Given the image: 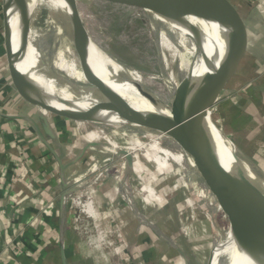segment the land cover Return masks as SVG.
Here are the masks:
<instances>
[{"label": "rangeland", "instance_id": "rangeland-1", "mask_svg": "<svg viewBox=\"0 0 264 264\" xmlns=\"http://www.w3.org/2000/svg\"><path fill=\"white\" fill-rule=\"evenodd\" d=\"M0 1V69H3L7 77H11L5 42H2L4 26L2 0ZM78 7L88 32L95 37L98 45L119 66L139 73L143 79L144 89L160 97L166 108H171L176 94L170 91L165 77L173 76V73L164 68L160 55L158 28L150 13L158 14L157 10L131 9L102 0H78ZM242 17L249 39L251 30L245 17L243 15ZM43 23L44 20L34 23V31L44 30L40 33L42 38H38L34 33L32 36V43L39 49L37 68H40L45 76L41 80L39 92L41 93L46 86L55 95L66 98V95L54 87L53 76L45 69V64L56 56L61 47H69L72 52L75 50L71 39L67 37L71 30L70 25L65 23L66 36L63 35L61 40L54 44L53 35L56 28H49ZM193 27L194 24L189 22L188 31L185 32L186 57L191 70L198 47L197 33ZM44 47H48L45 54L42 53ZM184 52L185 49L182 53ZM245 52L246 54L241 56V62L236 67L230 68L229 76L208 111L216 129L229 140L232 138L227 133L226 121L223 117L225 104L230 100L238 99L240 94L250 84H253L254 80L264 74L253 71V76L249 74L251 75L250 81L240 82V76L244 73L240 64L249 56L255 58V52H252L249 42ZM238 57L240 56H237L236 60ZM175 63L177 77L182 80L185 74L179 70L182 65L181 57H178ZM63 85L67 86L73 98H82L91 94L101 99L100 93L94 91L89 84L65 80ZM44 110L48 113L47 117L54 116L46 109ZM100 120L86 121L89 123L87 129L80 131L83 135L79 143L81 145L74 141L75 151H77L73 150L74 153L70 155L74 159L73 167L75 166L76 171L72 174V182L61 200L63 202L65 198L64 205L68 209L73 231L79 229L80 225L91 229L88 232L93 239H99L97 252L103 258V264H158V258H161L163 262L161 264H210L212 254L213 264H215V249L219 246L217 238L219 235L225 238L230 221L220 212L215 201L203 197L188 185L190 173L197 178L201 187L204 183L194 159L184 154L179 165L175 159L167 157L166 152L161 148L169 149L173 153L179 152L180 148L174 140L154 139L138 127L126 124L120 118ZM73 123L74 126L77 125L76 121ZM105 123L114 125L110 126ZM91 129H104L106 138L119 144L120 153L104 151L99 142H90L87 131ZM125 130L131 132L130 135H126ZM141 144L143 146L139 147ZM122 151H127L132 155L131 162L124 154H121ZM238 151L249 171L256 172L258 181L256 179L255 183L258 189L259 186L263 187L264 175L259 165L250 160L239 146ZM96 196L102 197V201L105 196L107 197L106 202L103 201L100 208L101 215L104 216L102 221L99 220L100 216L93 203ZM130 224L134 227L131 235L127 231ZM137 233L139 236L135 238ZM144 239L151 241V245L156 243V249L151 247V251L156 250V252L149 251L147 254L154 261L144 257L142 252ZM72 242L75 243L73 240ZM95 242L93 241L92 245H95ZM73 243L74 250L77 252L78 248ZM90 251L91 248L88 247L87 253Z\"/></svg>", "mask_w": 264, "mask_h": 264}, {"label": "crops", "instance_id": "crops-1", "mask_svg": "<svg viewBox=\"0 0 264 264\" xmlns=\"http://www.w3.org/2000/svg\"><path fill=\"white\" fill-rule=\"evenodd\" d=\"M230 1L245 17L251 30L248 42L252 52H255V58L249 56L240 64L244 73L239 80L246 83L250 81L253 71L264 73V0ZM186 18L187 24L192 22L189 21L188 14ZM223 34L222 29L224 56ZM2 42H5L4 38ZM2 70L0 69V264H103V258L97 252L99 239H93L89 233L91 229L86 226L80 225L79 229L73 231L68 209L61 200L76 171L75 166L73 167L74 159L70 155L75 151L74 141L79 144L83 139L80 133L82 128L78 124L74 126L73 121L67 118L57 115L50 118L42 114L38 107L22 98L11 77H7ZM252 83L238 99L225 104L223 117L227 133L233 139L231 140L238 144L250 160L259 165L264 175V74ZM40 85L29 84L31 92L37 94ZM106 200L105 196L103 201ZM103 201L102 197L97 196L93 200L100 221L104 220L100 210ZM95 228L97 229L96 224ZM127 231L131 235L134 227L128 225ZM137 236L139 233L135 238ZM93 241H96L95 245H92ZM72 243L77 246V252ZM142 243L144 257L154 261L147 254L149 251L156 252L151 251V247L156 249V243L151 245V241L145 239ZM88 247L91 251L87 253ZM157 262L163 263L161 258Z\"/></svg>", "mask_w": 264, "mask_h": 264}, {"label": "water", "instance_id": "water-1", "mask_svg": "<svg viewBox=\"0 0 264 264\" xmlns=\"http://www.w3.org/2000/svg\"><path fill=\"white\" fill-rule=\"evenodd\" d=\"M65 1L71 9L75 50L82 68L94 82L89 85L100 95L99 90H102L107 95L106 100L98 99L88 112L75 111L72 109L74 104L82 102V98L67 101L58 97L60 104L68 107L61 109L44 99V94L29 91L28 78L18 67L23 57V49L22 47L18 50L14 49V32L10 20L15 0H2L7 62L12 82L18 93L28 103L76 122L101 121L95 114L106 111L129 124L173 130L188 155L194 159L202 178L227 215L237 242L242 247L264 256V198L249 179L244 164L238 156H234L236 163L230 170L224 167L209 130L205 129L204 121L200 120L208 116L209 108L229 76L230 68L236 67L242 60L241 56L246 54L247 29L237 7L230 0H106L119 5L162 12L209 11L213 14L210 20L218 23L224 30L225 54L222 60L216 65L215 62L220 54L218 48L214 49L212 55H208L205 50L202 51L203 63L210 71L201 77L195 76L193 71L186 75L172 102V115L168 116L159 112H142L118 104L115 89L94 71L90 63L88 30L80 14L77 0ZM27 14L29 15V11H26L25 15ZM237 56H240L238 61ZM135 86L147 100L156 103L154 94L145 90L139 83H135ZM121 154H124L129 162L132 161V155L127 151H122ZM211 264H213V254Z\"/></svg>", "mask_w": 264, "mask_h": 264}, {"label": "bare ground", "instance_id": "bare-ground-1", "mask_svg": "<svg viewBox=\"0 0 264 264\" xmlns=\"http://www.w3.org/2000/svg\"><path fill=\"white\" fill-rule=\"evenodd\" d=\"M26 11H29V15H25ZM157 12L158 14H153L152 12L150 13L155 19V23L159 32L160 55L164 64V68L173 73V76L169 75L165 77V82L169 86L170 91H173L175 92V94H177L183 80L189 72L193 71L195 76L201 77L205 73L210 71L208 66L203 63L202 51L205 50L208 55H212L214 49L218 48L220 54L215 63L216 65L220 63L223 56L221 38L222 27H220L218 23L210 20L213 14L209 11L198 10L162 12L157 10ZM43 14H45V16H43ZM185 14H188L190 16V20L194 24L193 30L196 31L198 37V47L194 55L192 65V69L194 66L193 70L190 69L186 57L187 51L185 32L188 31V24L185 18ZM40 20H44V23L49 28H56L53 35L54 44L59 42L62 36L65 35V23L67 25H70L71 30L68 32L69 35H67V37L71 39V42L74 45L71 9L65 0H15L13 8L11 10L10 20L14 32V49L18 50L19 47H22L23 49V57L18 63V67L27 76L28 85L32 83H42V78H45L44 74L40 71V68H37V52L39 49H37L32 43L33 33L38 38H42V35H40V33H42L44 30L40 29L39 31H34V23L39 22ZM183 49H185L184 53H182ZM47 51L48 47H44L42 53L45 54ZM73 52L69 47H61L56 56L52 59H49L48 63L45 64V69L49 71L53 76L52 80L54 81V87L57 88L58 91H60L62 94L66 95V98L55 95L53 91H50L46 86L41 93H37L40 95L44 94V99L61 109H68V107L60 104V102L58 101V97L67 101H73L74 99H76L73 98V95L68 92L67 86L63 85V82L65 80H75L84 84H94L93 80L85 73L84 69L82 68V64L78 54L75 50ZM88 54L90 63L94 71L115 89L117 94V101L120 106L127 108L132 107L142 112L152 111L163 113L168 116L172 115V109L166 108V106H164V101L160 97L155 95L156 103H151L149 100H147L135 86V83H139L143 86L142 76L135 71H131L127 68L119 66L112 59V57L98 45L95 37L92 36L89 32ZM178 57H181L182 64L181 67H179V70L180 72H184L185 74L182 80L178 79L176 73L177 71L175 62L177 61ZM28 88L29 91H31L29 86ZM99 92H101V98L103 100H106L107 95L102 90H99ZM82 100V102L75 103V106L72 109L75 111L88 112L89 109L98 102V99L93 97L91 94L85 95L84 97H82ZM38 109L42 114L48 116V113L42 107H38ZM95 115H98V119L119 118L116 115H113L110 112L106 111H102L99 114ZM200 120L204 121L205 129L209 130L224 167L227 170H230L236 163V157L234 156H238L240 161L244 164V169L249 179L252 181L260 195L264 198V186H259L258 189L255 183L257 174L255 171H249L241 155L239 154L237 144L235 142H231L223 133L216 129V126L214 125L215 123H213L210 113H208V116H206V118L202 117L200 118ZM122 121L125 122L124 120ZM76 123L84 130L87 129V125L89 124L85 121H77ZM125 123L129 124L127 122ZM105 124L110 126L114 125L112 123ZM131 125L138 127L147 136H150L154 139L170 138L174 140L180 148V151L177 153H173L171 150L161 147L160 144L159 147H161L166 152L167 157L175 159L177 164H181L184 154L188 155L183 145L176 138L173 130L157 128L143 124ZM116 128H118V126ZM124 133L126 135H130L131 132L125 130ZM87 134L89 141L92 143L99 142L100 147L104 151L115 154L120 153L119 144L114 140L106 138L104 129H91L87 131ZM142 146L143 144H141L139 147ZM188 178V185L203 197L215 201L220 212L224 215L225 218L228 219L227 215L219 205L216 196L212 193L205 181L201 187L197 178H195L193 174L190 173L188 175ZM217 239L219 246L215 250V264H264L263 255L246 247H242L237 242L236 238L233 235L230 224L227 227L225 238L220 237L219 235Z\"/></svg>", "mask_w": 264, "mask_h": 264}, {"label": "built area", "instance_id": "built-area-1", "mask_svg": "<svg viewBox=\"0 0 264 264\" xmlns=\"http://www.w3.org/2000/svg\"><path fill=\"white\" fill-rule=\"evenodd\" d=\"M78 3V0H77ZM81 14V13H80ZM82 16V15H81ZM231 142H233L232 140H230ZM65 201V198L63 199V202ZM46 213H48V211L46 210Z\"/></svg>", "mask_w": 264, "mask_h": 264}]
</instances>
